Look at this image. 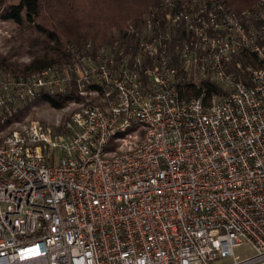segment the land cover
Segmentation results:
<instances>
[{
    "label": "built area",
    "instance_id": "2783aa9c",
    "mask_svg": "<svg viewBox=\"0 0 264 264\" xmlns=\"http://www.w3.org/2000/svg\"><path fill=\"white\" fill-rule=\"evenodd\" d=\"M261 5L163 0L134 47L0 73V264H264V61L234 58L264 60ZM70 94L68 133L16 118Z\"/></svg>",
    "mask_w": 264,
    "mask_h": 264
},
{
    "label": "trees",
    "instance_id": "16d2710c",
    "mask_svg": "<svg viewBox=\"0 0 264 264\" xmlns=\"http://www.w3.org/2000/svg\"><path fill=\"white\" fill-rule=\"evenodd\" d=\"M186 2L190 0H171ZM163 0H18L5 4L0 0V17L12 20L20 27H30L37 35L30 40L29 53L31 60L20 64L9 61L0 53V67L12 72L31 73L52 64L72 63L73 49L81 47L86 41L93 46L118 42L134 47L135 34H129V24L141 27L146 16H164V13L153 11L159 8ZM235 14L243 11L258 12L264 7V0H223ZM262 9V8H261ZM256 23H259L255 21ZM263 24V23H262ZM140 29V28H139ZM260 44L264 47V32ZM242 65L251 63L255 66L264 61L255 52L242 50L235 55ZM234 59L229 70L239 72L234 66ZM204 91V100L222 90L214 82L203 80L199 84L187 83L183 94L198 95ZM72 95L47 96L46 100L54 107L62 106ZM19 114H16L18 117Z\"/></svg>",
    "mask_w": 264,
    "mask_h": 264
},
{
    "label": "rangeland",
    "instance_id": "374dc122",
    "mask_svg": "<svg viewBox=\"0 0 264 264\" xmlns=\"http://www.w3.org/2000/svg\"><path fill=\"white\" fill-rule=\"evenodd\" d=\"M17 1L18 0H4V3L8 4ZM36 35V31L31 30L30 27H20L12 20H3L0 17V53L7 56L9 61H16L20 64L29 62L31 60V55L29 53L30 40L32 36ZM6 72H11L16 75L25 74L21 72L15 73L0 67V73L7 74ZM71 89L75 90V87L72 85ZM63 106L65 107L61 108ZM61 107H54L45 101H36L22 106L18 112L19 116L16 118L39 120L51 126L56 132L68 133L66 123L70 120L74 107L68 105V101ZM245 248L246 245H241L235 247V250L242 251ZM212 264H214V262H212Z\"/></svg>",
    "mask_w": 264,
    "mask_h": 264
}]
</instances>
